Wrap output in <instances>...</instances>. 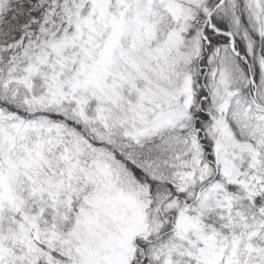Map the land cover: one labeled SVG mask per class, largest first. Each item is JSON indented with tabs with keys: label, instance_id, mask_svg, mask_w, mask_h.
Masks as SVG:
<instances>
[{
	"label": "snow or ice",
	"instance_id": "obj_1",
	"mask_svg": "<svg viewBox=\"0 0 264 264\" xmlns=\"http://www.w3.org/2000/svg\"><path fill=\"white\" fill-rule=\"evenodd\" d=\"M0 264H264V0H0Z\"/></svg>",
	"mask_w": 264,
	"mask_h": 264
}]
</instances>
